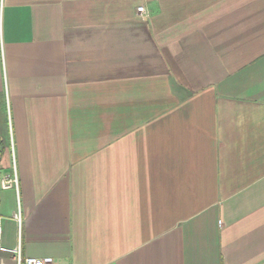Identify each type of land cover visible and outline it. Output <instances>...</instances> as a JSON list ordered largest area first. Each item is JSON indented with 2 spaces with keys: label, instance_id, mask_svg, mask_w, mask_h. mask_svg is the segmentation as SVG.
I'll return each instance as SVG.
<instances>
[{
  "label": "crops",
  "instance_id": "0c3cea01",
  "mask_svg": "<svg viewBox=\"0 0 264 264\" xmlns=\"http://www.w3.org/2000/svg\"><path fill=\"white\" fill-rule=\"evenodd\" d=\"M6 176L23 257L264 264V0H4Z\"/></svg>",
  "mask_w": 264,
  "mask_h": 264
},
{
  "label": "built area",
  "instance_id": "2783aa9c",
  "mask_svg": "<svg viewBox=\"0 0 264 264\" xmlns=\"http://www.w3.org/2000/svg\"><path fill=\"white\" fill-rule=\"evenodd\" d=\"M137 12L141 13L144 12L143 7L137 8ZM17 180L15 176H6L0 180V187L2 189H9V188H16ZM16 221L20 226V216H15ZM0 225H1V217H0ZM1 238V232H0ZM0 252H7L12 255L13 259L15 260L16 264H53V260L50 257L45 258H32V257H23L21 252L20 244L14 249H8L5 247L0 246Z\"/></svg>",
  "mask_w": 264,
  "mask_h": 264
},
{
  "label": "rangeland",
  "instance_id": "374dc122",
  "mask_svg": "<svg viewBox=\"0 0 264 264\" xmlns=\"http://www.w3.org/2000/svg\"><path fill=\"white\" fill-rule=\"evenodd\" d=\"M4 0H0V14H2Z\"/></svg>",
  "mask_w": 264,
  "mask_h": 264
}]
</instances>
